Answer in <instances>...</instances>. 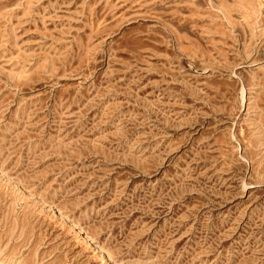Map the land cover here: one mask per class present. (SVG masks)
<instances>
[{
  "label": "rangeland",
  "instance_id": "obj_1",
  "mask_svg": "<svg viewBox=\"0 0 264 264\" xmlns=\"http://www.w3.org/2000/svg\"><path fill=\"white\" fill-rule=\"evenodd\" d=\"M0 264H264V0H0Z\"/></svg>",
  "mask_w": 264,
  "mask_h": 264
},
{
  "label": "bare ground",
  "instance_id": "obj_2",
  "mask_svg": "<svg viewBox=\"0 0 264 264\" xmlns=\"http://www.w3.org/2000/svg\"><path fill=\"white\" fill-rule=\"evenodd\" d=\"M12 263V262H11Z\"/></svg>",
  "mask_w": 264,
  "mask_h": 264
}]
</instances>
